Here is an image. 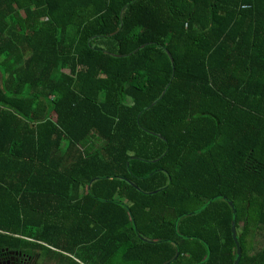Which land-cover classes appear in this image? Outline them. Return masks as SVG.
Instances as JSON below:
<instances>
[{"label": "trees", "instance_id": "1", "mask_svg": "<svg viewBox=\"0 0 264 264\" xmlns=\"http://www.w3.org/2000/svg\"><path fill=\"white\" fill-rule=\"evenodd\" d=\"M230 203L264 264V0H0V249L236 264Z\"/></svg>", "mask_w": 264, "mask_h": 264}, {"label": "flooded vegetation", "instance_id": "2", "mask_svg": "<svg viewBox=\"0 0 264 264\" xmlns=\"http://www.w3.org/2000/svg\"><path fill=\"white\" fill-rule=\"evenodd\" d=\"M47 260L40 257L39 253H33L28 249H0V264H46Z\"/></svg>", "mask_w": 264, "mask_h": 264}, {"label": "water", "instance_id": "3", "mask_svg": "<svg viewBox=\"0 0 264 264\" xmlns=\"http://www.w3.org/2000/svg\"><path fill=\"white\" fill-rule=\"evenodd\" d=\"M144 46H141L140 47V49L141 48H143ZM168 54V53H167ZM168 56H169V58H170V62L171 63H173V60H172V58H171V56L168 54ZM163 95H164V92H163V94H162V96H161V98L163 97ZM153 106H155V105H153ZM218 200V198H214V199H212L211 201H210V203L205 207V209L204 210H206L207 208H209L214 202H216ZM225 201H227L226 199H224ZM230 206H231V208L233 209V213H234V216H235V218H234V222H233V228H232V235H233V240H234V242H235V245H236V251H237V256H238V258H237V262H236V264H240V260H241V258H242V253H243V251H242V248H241V245H240V243H239V240H238V234H237V229H236V222H237V213H236V209H235V207H234V205L232 204V203H230ZM201 212H198V213H193V214H190V215H188L189 217H193V216H197V215H199ZM144 242H148V240H146V239H144L143 240Z\"/></svg>", "mask_w": 264, "mask_h": 264}, {"label": "crops", "instance_id": "4", "mask_svg": "<svg viewBox=\"0 0 264 264\" xmlns=\"http://www.w3.org/2000/svg\"><path fill=\"white\" fill-rule=\"evenodd\" d=\"M264 247V232L256 231L247 243V250L254 255L262 250Z\"/></svg>", "mask_w": 264, "mask_h": 264}, {"label": "rangeland", "instance_id": "5", "mask_svg": "<svg viewBox=\"0 0 264 264\" xmlns=\"http://www.w3.org/2000/svg\"><path fill=\"white\" fill-rule=\"evenodd\" d=\"M46 264H49V263H46Z\"/></svg>", "mask_w": 264, "mask_h": 264}]
</instances>
